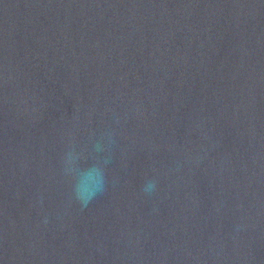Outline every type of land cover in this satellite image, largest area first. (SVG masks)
<instances>
[{"label":"water","instance_id":"obj_1","mask_svg":"<svg viewBox=\"0 0 264 264\" xmlns=\"http://www.w3.org/2000/svg\"><path fill=\"white\" fill-rule=\"evenodd\" d=\"M0 264H264V0H0Z\"/></svg>","mask_w":264,"mask_h":264}]
</instances>
